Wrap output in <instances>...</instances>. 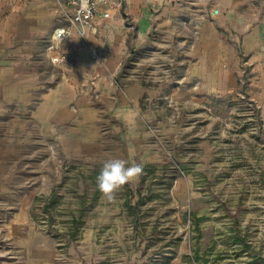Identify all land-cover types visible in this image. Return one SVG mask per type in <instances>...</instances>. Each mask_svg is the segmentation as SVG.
Returning <instances> with one entry per match:
<instances>
[{
    "label": "rangeland",
    "instance_id": "obj_1",
    "mask_svg": "<svg viewBox=\"0 0 264 264\" xmlns=\"http://www.w3.org/2000/svg\"><path fill=\"white\" fill-rule=\"evenodd\" d=\"M45 18L30 21L28 37L25 17L13 40L0 36V264H30L31 233L53 241L50 264H264V73L251 61L264 53V0H129L112 30L65 42L68 66L117 55L116 90L133 96L151 154L128 158L143 172L111 201L96 182L106 160L67 156L31 120L68 67L48 59ZM210 34L235 84L216 94L197 74ZM92 50L113 51L106 61ZM12 82L27 103L6 97Z\"/></svg>",
    "mask_w": 264,
    "mask_h": 264
},
{
    "label": "crops",
    "instance_id": "obj_2",
    "mask_svg": "<svg viewBox=\"0 0 264 264\" xmlns=\"http://www.w3.org/2000/svg\"><path fill=\"white\" fill-rule=\"evenodd\" d=\"M56 7L54 0H0V36L6 40H13L7 37L17 33L19 19L25 17L27 22L23 32L26 35L24 37H28L27 28L30 21L45 18L48 12L51 17L45 20L53 24L55 28L60 24L55 12ZM127 7H129V0ZM24 10H27L25 16L22 14ZM5 14L8 15L5 17ZM117 20L114 18L107 25L101 26L99 34L90 35L87 40L97 39L101 34L112 30L113 22ZM212 36L213 34H210L208 39L207 52H205L206 47L201 46L203 59L197 68L198 77L201 79V89L208 94L229 91L235 86L231 80L233 67L230 70H224L219 66V51L215 44L211 43ZM255 38H253L252 43H255L253 46L245 45L247 50L254 49L259 42L258 35ZM70 40L85 39L73 36L65 42ZM65 42L64 49L70 58V51ZM12 50L17 53L26 51L23 47H15ZM101 51L107 61L113 50L110 53ZM80 60L83 63L82 67L68 66L65 71L68 73H63L65 80L41 93L40 101L32 108L31 120L38 128L56 137V141H60L62 145L63 153L71 158L95 157L99 159L97 160L99 163H102L110 158L128 161L129 157L138 155L144 162L151 161L150 151L144 142L145 136H142L139 130L137 113L128 106L134 98L131 95L126 96L114 86L116 83L114 79L122 71L120 66L116 65L117 55L113 62L105 64H98L87 57ZM251 61L255 64L256 72L264 73L263 52L257 51L251 54ZM92 80H95L97 84V91H99L97 96L90 88ZM262 82L264 88V79ZM5 95L16 102L27 103L29 100L18 82L10 83ZM261 99L264 117V93ZM113 136L115 144L109 147ZM20 217L24 220L25 214H21ZM26 248L29 251L30 264H50L54 254V244L51 239L31 233L28 236Z\"/></svg>",
    "mask_w": 264,
    "mask_h": 264
},
{
    "label": "built area",
    "instance_id": "obj_3",
    "mask_svg": "<svg viewBox=\"0 0 264 264\" xmlns=\"http://www.w3.org/2000/svg\"><path fill=\"white\" fill-rule=\"evenodd\" d=\"M54 2L60 24L54 28L52 41L47 45L46 51L54 67L65 69L69 63V56L64 49V42L73 36L87 40L90 35L99 34L101 26L107 25L126 11L128 0H88L87 12L81 11V0H54ZM220 13V8L213 11L214 16H219ZM91 55L97 60L104 58L101 50H92ZM114 86L118 88L117 83ZM90 88L97 96L99 91L95 80L90 82Z\"/></svg>",
    "mask_w": 264,
    "mask_h": 264
},
{
    "label": "clouds",
    "instance_id": "obj_4",
    "mask_svg": "<svg viewBox=\"0 0 264 264\" xmlns=\"http://www.w3.org/2000/svg\"><path fill=\"white\" fill-rule=\"evenodd\" d=\"M88 0H81V11L87 12ZM128 162L120 158L106 160L96 177L99 191L109 201L115 199V193L120 191L125 184L138 179L143 172L142 164H132L127 166Z\"/></svg>",
    "mask_w": 264,
    "mask_h": 264
}]
</instances>
